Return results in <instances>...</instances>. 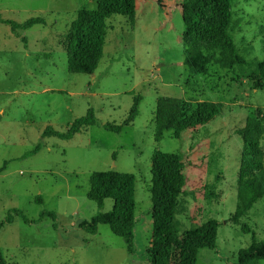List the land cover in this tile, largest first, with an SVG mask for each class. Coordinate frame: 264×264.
I'll return each mask as SVG.
<instances>
[{
	"label": "rangeland",
	"instance_id": "1",
	"mask_svg": "<svg viewBox=\"0 0 264 264\" xmlns=\"http://www.w3.org/2000/svg\"><path fill=\"white\" fill-rule=\"evenodd\" d=\"M97 0H0V255L6 264H149L152 237V156L177 154L186 184L176 199L173 234L183 240L211 220L221 222L215 249H202L197 264H264V197L235 224L237 179L243 141L236 130L260 110L264 79L240 69L216 68L215 77L190 76L183 63L182 0H136L132 27L121 15L107 21L103 57L92 74L67 69L77 12ZM241 30L235 42L250 48L248 59L264 61V0H234ZM44 22L13 29L6 22ZM259 82L261 87L255 86ZM138 114L125 126L135 99ZM194 105L222 103L205 125L165 132L156 139L159 97ZM94 111L97 123L69 140L61 134ZM105 126H115L118 132ZM42 144L36 154H25ZM113 170L135 176V218L130 246L109 225L94 233L81 225L108 214L114 200L99 207L91 199L96 174ZM41 199V201H38ZM17 210L23 214H9ZM25 218V219H23ZM258 253L257 257L246 255ZM173 253V264H178Z\"/></svg>",
	"mask_w": 264,
	"mask_h": 264
},
{
	"label": "trees",
	"instance_id": "2",
	"mask_svg": "<svg viewBox=\"0 0 264 264\" xmlns=\"http://www.w3.org/2000/svg\"><path fill=\"white\" fill-rule=\"evenodd\" d=\"M182 20L184 30L183 63L190 76L215 77L216 68L240 69L246 77L254 75L257 81L264 79V61L248 59L250 48L238 47L235 35L240 32V21L235 17L234 0H182ZM113 15L124 16L134 27L136 20V0H97L93 10L82 9L77 12L72 35L73 48L66 47L67 69L73 74L92 75L103 57L108 31L107 21ZM40 18H31L24 24L6 22L13 29H26L43 23ZM255 86L260 88L259 82ZM140 97L135 99L130 114L124 123L129 126L138 114ZM222 103L200 101L194 105L171 98L159 97L154 113L156 139L165 132L179 139L182 131L205 125L221 112ZM97 123L91 109L86 118L73 124L69 131L61 134L46 129L43 137H58L69 140L84 128ZM109 131L118 132L115 126H105ZM243 141L242 156L237 179V205L229 221L237 223L254 204L264 197V118L260 110L248 117L243 127L236 130ZM42 144L27 152L25 157L39 152ZM151 182L148 189L152 203V237L147 250L149 264H173V253H178V264H197L202 249H215L221 222L211 220L197 230L186 233L183 240L174 238L173 220L177 197L186 184L185 163L177 154L164 155L155 152L152 156ZM7 161L0 167L6 169ZM135 176L131 173L113 170L96 174L91 187V199L101 207L104 199H113L114 207L108 214H99L91 224L81 225L86 231L94 233L96 224L109 225L128 246L132 244L135 218ZM41 201V199H38ZM13 216L23 214L17 210L9 214L5 223L11 224ZM25 219V218H23ZM26 220V219H25ZM4 223L0 225L2 227ZM257 257L258 253L246 255ZM0 264H6L0 255Z\"/></svg>",
	"mask_w": 264,
	"mask_h": 264
}]
</instances>
